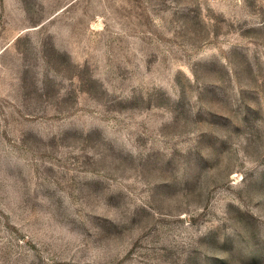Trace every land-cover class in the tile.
I'll return each mask as SVG.
<instances>
[{"label":"rangeland","instance_id":"374dc122","mask_svg":"<svg viewBox=\"0 0 264 264\" xmlns=\"http://www.w3.org/2000/svg\"><path fill=\"white\" fill-rule=\"evenodd\" d=\"M0 264H264V0H0Z\"/></svg>","mask_w":264,"mask_h":264}]
</instances>
